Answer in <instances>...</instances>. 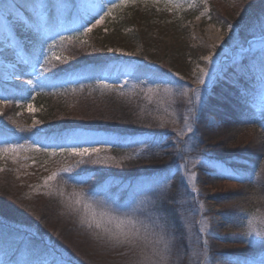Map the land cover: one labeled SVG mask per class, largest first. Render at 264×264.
Returning <instances> with one entry per match:
<instances>
[{"label":"rangeland","instance_id":"1","mask_svg":"<svg viewBox=\"0 0 264 264\" xmlns=\"http://www.w3.org/2000/svg\"><path fill=\"white\" fill-rule=\"evenodd\" d=\"M19 1L0 0V81L24 85L31 81L29 84L35 85L39 80L38 76L42 75L41 68L46 67L52 71L58 62L54 56L61 57L73 43L90 52L104 51L109 56L117 57V60L110 63L102 76L69 81H83L92 92H108L126 98L141 99L151 117L167 127L169 134L163 136L161 141L142 143L139 140L134 150L124 153L111 150L116 140L114 135L93 129H67L60 142L54 141L50 144H39L22 135L15 139L0 137V149L23 146L15 152H0V200L19 209L15 216L28 221L32 228L36 222L38 227L54 229L53 233L67 248H82L86 255L99 256V260L100 257L102 259V253L98 251L100 247L87 240L79 241L74 235L70 228L71 222H75L73 218L88 227L96 237H105L117 242L126 252L127 247L133 249L131 264H160L156 253L158 247L163 248V245L157 243L158 235L161 234L168 242L167 253H162L167 257L165 264H264L259 254L246 258H238L232 254L245 252V245L218 242L214 246L209 243V236L223 240L226 236H234L233 234L247 244L264 242V211L222 213L224 206L217 203L216 196L232 195L239 190V186L233 181H219L200 186L197 182L198 165L205 161L204 164L210 169L215 168L216 172H222L226 167L221 169L220 166H215L211 161L212 152L196 148L194 145L195 122L212 82L227 62L240 58L241 53L249 47L252 50L264 48V34L250 38L248 43H244L241 33L243 25L237 20L238 13L229 12L227 9L231 19L221 27L211 20L208 0H129L127 4L113 9L101 24L86 34L83 29L95 24L96 19L104 15L111 4L120 5V0H73L71 3L65 1L66 5L58 7L59 19L52 26L46 23V11L43 6L33 12L36 21L32 22L26 18L24 8L17 4ZM19 25L24 30L21 39L16 29ZM36 34L45 40L37 38L42 44L40 49L33 53L37 60L33 65L26 66L28 59L23 44L28 43ZM61 37L72 39L61 43ZM54 41L56 43L50 51L49 45H53ZM138 56H143V61L156 68L159 74L133 75L135 61H142ZM45 57L49 58L47 63ZM19 66L27 68V79L16 77ZM202 69L208 70V75L204 77L205 84L198 83ZM261 70L263 69L260 67H252V71ZM161 71L167 74L164 75ZM101 81L110 87L101 86ZM67 82L68 80H65L63 83ZM83 87L85 86H82V89H86ZM63 88L51 91L47 94V99L35 97L24 102L19 99L7 100L0 95L2 122L19 129L26 126L42 129L49 123L73 122L66 117L82 111L79 101L74 100L77 88ZM257 89L259 96L254 99L253 105L261 109L264 108V82L258 84ZM197 90L199 101L196 99ZM232 90L244 93L245 87L235 86ZM186 116L189 117L188 125L193 131L181 136L178 133L186 132ZM205 125L214 128L211 130V143L224 141L232 132L250 134L240 127L232 128L228 132L223 131L217 119L212 116L205 121ZM166 144L174 156L175 166L165 174L154 177L146 186L139 187L124 202L117 201L115 196L107 192L99 193L79 184L80 177L89 169L113 170L126 158L136 156L146 149L157 150ZM70 147H95L100 149V152L99 155L93 154L83 158L68 153L48 154L53 149L59 152L60 148ZM81 159L84 163H79ZM93 159L104 162L93 164ZM174 172H177L178 177L172 176ZM56 173L58 175L55 179H47ZM178 178L179 181L185 182L189 191L180 194L179 190V193L174 195H178L174 203L181 217L180 235L183 242L180 243L175 242V234L168 233L166 228L160 233L157 225L163 224L156 216L151 217V214H155L152 212L155 211L153 206L150 205L148 210L150 200L154 201L156 196L163 195L172 185L180 189V183L174 182L178 181ZM3 181H6L7 185ZM40 203L45 204V210ZM86 205L90 207H85ZM2 207L8 208L5 203L0 202V208ZM250 219L253 220L254 231L249 230ZM202 222L206 223L204 231H201L205 226ZM97 223L100 227H96ZM89 224L92 226L89 227ZM29 226H22L21 230L31 232ZM58 228L56 232L55 229ZM130 230L139 233L132 242L126 241L123 236L116 238L119 233ZM69 249L58 248L59 252H56L55 249L49 248L50 252L38 261L28 260L23 255L17 256L18 264H82ZM14 255L11 249L0 246V264H15L12 259Z\"/></svg>","mask_w":264,"mask_h":264},{"label":"trees","instance_id":"2","mask_svg":"<svg viewBox=\"0 0 264 264\" xmlns=\"http://www.w3.org/2000/svg\"><path fill=\"white\" fill-rule=\"evenodd\" d=\"M65 1L71 3L73 0H20L17 4L24 8L26 18L32 22L36 21L33 12L43 6L46 11V23L52 26L59 19L60 10L58 7L66 5ZM208 1L211 8V20L221 27H224L225 23L231 19L229 13L226 12L227 9L229 12L238 13L237 20L241 21L243 25L241 33L244 43L250 38L264 34V0ZM16 29L21 39L24 30L21 25ZM38 34L31 37L28 43L23 44V50L28 59L26 66L33 65V62L37 60L33 53L42 46L37 38L45 40ZM74 44L69 46L70 48L65 51V54H61V59L52 71L46 67L41 68L42 75L38 76L39 80L35 85L0 81V95L6 97L7 100L19 99L24 102L35 97L36 99H47V94L51 91L61 90L63 87L69 89L72 86L77 88L74 100L79 101L82 111L66 117L73 122L49 123L42 129L28 126L19 129L2 122L0 116V137L15 139L18 135H22L39 144H50L54 141L60 142L67 129H93L114 135L116 140L111 146V150L115 153H124L134 150L139 140L142 143H151L155 140L161 141L163 136L169 134L166 130L167 127L151 117L146 107L142 105L141 99L126 98L115 93L92 92L83 81L70 82V79L82 77L98 78L105 73L112 61L117 60V57L109 56L104 51L90 52L85 50L86 48ZM138 59L145 60L143 56H138ZM142 61H135L136 67L133 70V75L137 73L159 74L156 68H152L146 61ZM254 66L263 70L252 71ZM25 70H27L25 66H19L16 77H26L27 79L29 76L25 75ZM161 72L164 75L167 74L165 71ZM65 80H68L66 84L63 83ZM261 82H264V48L252 50L249 47L248 50L241 53L240 58L227 62L225 68L216 76L207 90L206 98L195 122V147L211 151L213 164L220 166L221 169L226 167V170L222 169V172H216L214 167V169L207 167L204 161L196 168L198 184L202 186L219 181H233L239 186V190L232 195L218 194L216 196L217 203L224 206L221 210L222 213L226 211L241 213L255 210L264 211V108L257 109L253 105L254 99H258L259 96L257 85ZM240 85L245 87L244 93L232 90L233 87ZM14 86H17L18 89ZM82 86H85L83 88L86 89H82ZM36 115L38 116V114ZM209 116L217 119L223 131L228 132L232 128L240 127L249 131L250 134L232 132L224 141L211 143V130L214 128L211 129L212 126L205 125ZM119 165L113 170L89 169L80 177L79 184L99 193L107 192L115 196L117 201L124 202L139 187L146 186L154 177H159V175L170 171L175 163L174 156L166 144L161 145L157 150L146 149L136 156L126 158ZM176 173L174 172L172 175L175 178L178 177ZM3 182L7 185L6 181ZM174 182L180 183V189H176L172 185L163 195L156 196L154 201L150 200L148 210L150 205L154 207L155 211L152 212L155 214H151V217L152 215L156 216L168 233L175 234V242L180 243L183 242V237L180 235L181 217L176 203H174L178 195H174L178 194L179 190H181L180 194L189 191L184 181H179L178 178V181ZM0 202L8 206V208H0V246L11 249L15 253L12 256L15 264H18L17 256L23 255L28 260L38 261L50 252L49 248L55 249L56 252H59L58 248L69 249L64 242L58 240V236L53 233L54 229L38 227L36 222L32 223L34 227L32 228L28 221L15 216L19 209L15 207L14 209L5 201L0 200ZM40 205L45 210V204L40 203ZM73 219L75 222H71L70 228L77 239L79 241L87 240L94 246L100 247L98 251L102 253V259L100 257L99 260V256L86 255L82 248L69 249L79 262L82 264H131L134 255L133 249L127 247L126 252L119 243L105 237H96L88 227L76 221L75 218ZM22 226H29L32 231L24 232L21 230ZM58 230L59 228L55 229L56 232ZM233 235L226 236L223 240L220 238L216 240L213 239L215 237L209 236V243L214 246L218 242L245 245L247 249L245 252H232V254L238 258L254 257L259 254L264 263V242L247 244L236 234Z\"/></svg>","mask_w":264,"mask_h":264},{"label":"snow or ice","instance_id":"3","mask_svg":"<svg viewBox=\"0 0 264 264\" xmlns=\"http://www.w3.org/2000/svg\"><path fill=\"white\" fill-rule=\"evenodd\" d=\"M129 2V0H120V5H117L115 3L111 4L110 7H108L107 11L104 13V15L100 16L99 19H96L95 24L91 25L90 27H86L83 29V32L89 33L92 31V29L96 26L99 25L103 22V20L105 19L106 16L110 15L111 12L113 11V9L123 5V4H127ZM134 2V0H133ZM72 39L71 37H61L60 38V42L63 43L65 40H70ZM55 41L53 42V45H49V50L51 51V49L53 48V46L55 45ZM54 58L59 61L61 59L60 56L56 55L54 56ZM49 61L48 57H45V62L47 63ZM43 67V66H42ZM45 71H47V69H45ZM208 75V70L207 69H202L201 70V76L198 80L199 84H205V79L204 77ZM29 83H31V81H29ZM101 86L103 87H110L109 85H105L104 82H100ZM196 99L197 101L200 100V95H199V91L197 90V95H196ZM29 110L31 111V105L28 106ZM185 127H186V132H180L178 133V135H185L187 133H191L193 131L192 127L188 125V119L189 117H185ZM23 147L22 145H18V146H13L12 148H7V149H0V152H7V151H12L15 152L17 150V148ZM36 151H40V149H35ZM45 152H48L47 149H44ZM100 149L95 148V147H70V148H60L59 152H57L55 149H53L51 152H48L49 155H63L64 153H68L69 155L72 156H79V157H86V156H91L93 154L99 155ZM93 164H97V163H102L104 161H101L99 159H93L91 161ZM79 163H84V160L81 159L79 161ZM61 171H67V169H61ZM56 175H58V173L53 174L52 176L48 177V180H53L56 178ZM85 207H90V205H86ZM135 211V210H133ZM205 224L204 227L201 228V231H204L206 229V223L202 222ZM92 225L89 224V227H91ZM96 227H100V224L97 223ZM157 227H159L160 229V233H163L165 231V226L164 225H157ZM249 230L250 231H254L255 229L253 228V220H249ZM262 233H264V230H262ZM139 235L138 232L136 231H128V232H121L117 235L116 238H119V236H123L124 239L126 241L132 242L137 236ZM157 243L158 245H163V248L160 249L158 247V251L156 253L158 260L160 261V264H165V261L167 259L166 255H163L162 253H167L168 251V242L164 240L163 235H158V239H157Z\"/></svg>","mask_w":264,"mask_h":264}]
</instances>
